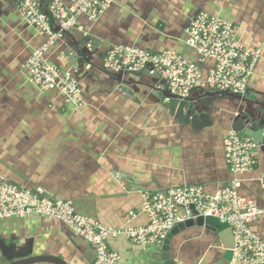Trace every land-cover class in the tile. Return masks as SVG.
Here are the masks:
<instances>
[{"label":"crops","instance_id":"1","mask_svg":"<svg viewBox=\"0 0 264 264\" xmlns=\"http://www.w3.org/2000/svg\"><path fill=\"white\" fill-rule=\"evenodd\" d=\"M21 1L0 0V175L20 188L42 187L71 200L77 213L112 228L125 226L131 213L136 217L128 226L150 223L145 193L184 185L213 193L227 186L232 175L223 141L246 104L195 90L190 99L199 109L179 123L161 99L163 86L145 71L114 73L104 62L119 45L174 50L197 62L185 43L186 29L206 12L233 23L249 47L262 50L244 98L248 108L264 105V0H112L97 22L80 17L82 30L64 35L46 58L73 71L86 103L81 109L59 91H41L29 81L26 62L47 38L24 21ZM49 1L43 0L44 10ZM207 64L199 65L205 75L214 66ZM255 153L257 167L244 176L240 192L264 208V150ZM252 228L264 236V215ZM14 243L30 256H58L69 264H94L96 258L89 243L48 217L0 221V264H7L1 246ZM109 247L120 255L119 264H164L161 247L124 235L111 237ZM223 254L219 234L205 226L187 228L173 242L181 264H211Z\"/></svg>","mask_w":264,"mask_h":264},{"label":"built area","instance_id":"2","mask_svg":"<svg viewBox=\"0 0 264 264\" xmlns=\"http://www.w3.org/2000/svg\"><path fill=\"white\" fill-rule=\"evenodd\" d=\"M112 0H22L19 9L24 21L46 36V41L29 56L25 68L29 81L41 91H59L76 109L86 103L83 89L72 70L62 71L48 62L46 55L57 41L72 30H82V16L97 22ZM186 45L198 60L190 61L174 50L153 53L136 46L112 48L104 62L114 73L158 72L166 81L169 93L184 101L195 90L214 89L245 96L256 67L263 58L261 49L249 47L240 37L237 26L220 17L200 12L186 29ZM211 67L207 74L199 65ZM161 85V84H159ZM224 153L232 175L222 189L209 193L200 185H184L155 193H145L144 211L149 215L146 226L112 228L76 212L73 201L49 194L44 188H20L0 175V221L16 217H48L67 225L72 232L91 245L96 254L94 264H119L121 257L109 247L111 237L124 235L133 243L161 247L169 233L179 224L197 217H215L232 228L235 236L231 264H264V236L252 228L264 215L258 201L241 194L244 176L257 167V144L249 137L230 130L223 141ZM191 206L195 207L194 215Z\"/></svg>","mask_w":264,"mask_h":264},{"label":"water","instance_id":"3","mask_svg":"<svg viewBox=\"0 0 264 264\" xmlns=\"http://www.w3.org/2000/svg\"><path fill=\"white\" fill-rule=\"evenodd\" d=\"M150 66V70H152ZM150 70L144 72V75L150 77L152 82L161 84L165 91L161 96L165 107L168 109L171 116H173L179 123H183L187 117H193L194 113L199 109L198 106L193 105L192 99H186L180 101V99L172 96L167 90L166 81L162 79L158 72L151 73ZM148 87H153L152 84H147ZM211 95L223 94L233 98H237L244 102L243 110L239 111L236 117L233 119L232 129L243 134L245 137L251 138L259 148L264 150V105L260 102H255L256 106L251 108L247 107V101L244 96L235 95L232 93L220 92L214 89L209 90ZM194 118V117H193ZM193 214L197 215L194 206L190 207ZM205 217L192 218L184 223L175 227L167 236L166 240L161 246V259L164 264H181L173 256V242L175 237L193 226H205L206 228L217 232L223 243L224 254L222 257L211 264H231L234 257L235 248V236L231 227H221L217 222H211L210 225L206 223ZM16 243L11 245L3 244L1 247L4 252V257L7 259V264H69L67 261L58 256L53 255H41L30 256V252H20L17 250Z\"/></svg>","mask_w":264,"mask_h":264}]
</instances>
